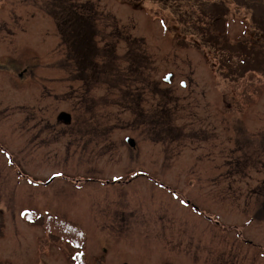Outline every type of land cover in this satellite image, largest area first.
Returning <instances> with one entry per match:
<instances>
[{"label": "rangeland", "instance_id": "1", "mask_svg": "<svg viewBox=\"0 0 264 264\" xmlns=\"http://www.w3.org/2000/svg\"><path fill=\"white\" fill-rule=\"evenodd\" d=\"M62 1L108 46L88 87ZM254 1L0 0V264H264Z\"/></svg>", "mask_w": 264, "mask_h": 264}, {"label": "trees", "instance_id": "2", "mask_svg": "<svg viewBox=\"0 0 264 264\" xmlns=\"http://www.w3.org/2000/svg\"><path fill=\"white\" fill-rule=\"evenodd\" d=\"M263 2L264 0H255L254 4L261 6ZM61 4V11L58 12L59 16L53 15L57 19L58 25L64 30V37L68 39L67 46L71 49L69 51H71L72 60L76 63V67L82 69L87 57L90 58V62L93 61L90 71L82 78L83 83L85 82L88 87L91 81L97 80L100 75L108 74V46H105L106 49H101L96 44L98 32L101 28L97 25V20H93V12L97 13V11H95V5H92V3L87 5V2L69 3L68 1H62ZM97 9L99 10V8ZM106 39L108 42V36L103 39L104 42H106ZM212 41L219 44L220 36L213 34V37L206 41L204 45H212ZM75 54L78 56V60H75ZM258 58L259 54H256L254 56L255 61ZM260 63L264 66L262 61ZM104 83L107 84V82Z\"/></svg>", "mask_w": 264, "mask_h": 264}, {"label": "water", "instance_id": "3", "mask_svg": "<svg viewBox=\"0 0 264 264\" xmlns=\"http://www.w3.org/2000/svg\"><path fill=\"white\" fill-rule=\"evenodd\" d=\"M59 120L63 121L66 124H69L71 122V116L67 113H62L59 116ZM128 141L131 143V146L134 147L135 146V142L134 140L128 139Z\"/></svg>", "mask_w": 264, "mask_h": 264}, {"label": "snow or ice", "instance_id": "4", "mask_svg": "<svg viewBox=\"0 0 264 264\" xmlns=\"http://www.w3.org/2000/svg\"><path fill=\"white\" fill-rule=\"evenodd\" d=\"M167 79H168V77H165V80H167ZM29 183H31V181H29ZM175 199L180 200L179 197H175ZM180 203H181V204H184L185 206H187V202L184 201V200H180Z\"/></svg>", "mask_w": 264, "mask_h": 264}, {"label": "flooded vegetation", "instance_id": "5", "mask_svg": "<svg viewBox=\"0 0 264 264\" xmlns=\"http://www.w3.org/2000/svg\"><path fill=\"white\" fill-rule=\"evenodd\" d=\"M61 123V122H60Z\"/></svg>", "mask_w": 264, "mask_h": 264}]
</instances>
